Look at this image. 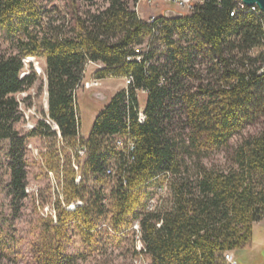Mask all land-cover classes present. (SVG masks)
<instances>
[{
  "label": "trees",
  "instance_id": "trees-1",
  "mask_svg": "<svg viewBox=\"0 0 264 264\" xmlns=\"http://www.w3.org/2000/svg\"><path fill=\"white\" fill-rule=\"evenodd\" d=\"M63 1L66 11L57 7L55 18L42 0H0V26L20 51L0 58V140L10 147L11 206L28 197L30 138L49 141L43 160L59 187L55 217L41 219L32 244L34 264H76L121 240L135 222L141 249L133 253L149 264H228L225 255L247 248L264 220L261 18L232 16L235 0H206L190 14L168 10L153 22L132 0ZM27 57L46 61L48 116L59 132L44 121L26 135L15 127L23 116L16 95L38 80L34 70L22 77ZM91 63L102 66L97 79L132 83L111 98L84 139L77 92ZM119 139L133 140L134 153L119 150ZM79 148L86 149L82 165ZM218 153L227 166L208 167ZM159 189L169 198L160 194L148 211ZM78 202L75 211L65 209ZM4 229L0 224L5 250L12 240ZM72 232L86 251L68 252Z\"/></svg>",
  "mask_w": 264,
  "mask_h": 264
},
{
  "label": "rangeland",
  "instance_id": "rangeland-1",
  "mask_svg": "<svg viewBox=\"0 0 264 264\" xmlns=\"http://www.w3.org/2000/svg\"><path fill=\"white\" fill-rule=\"evenodd\" d=\"M42 1L49 10L53 11L55 18H60L61 12L66 11V2L63 0ZM131 2L139 15L149 16L145 20L156 17L164 11H168L169 8L176 9L169 0H139L135 3L132 0ZM57 7L61 9V12ZM96 8L93 7L90 10H96ZM85 9H89V7ZM45 23H49L47 16L44 25ZM19 52L16 38H10L0 26V58L18 55ZM24 63L25 75L34 70L38 76L36 85L33 88L25 93L16 95L17 100L22 104L20 108L23 116L15 127L21 134L26 135L33 131L40 121L45 122L47 120L48 110L45 59L27 57L24 59ZM101 67L100 64L92 63L87 66L84 79L77 92L81 116L80 135L84 139L90 136L100 111L105 108L111 98L119 91L127 88L126 78L108 77L103 80L97 79L96 73ZM139 99L143 109L147 99L143 94L139 95ZM46 124L49 125L47 122ZM51 130L55 131L54 127H51ZM240 138V136L235 137L233 143L236 144ZM9 148L8 141L0 140V224L5 228V233H8L6 242L9 239L12 240L10 248L4 250L0 247V264H34L32 244L40 237L41 224L43 222L41 219L55 217L52 204L56 198L54 193L59 188L58 182L53 173L47 172L45 158L43 160V155L47 153L49 148V141L41 137L30 138L26 152L28 162V197L20 199L16 209H14L11 206V197L8 195V185L11 180L8 157ZM84 160H80V165L84 163ZM73 163L75 169L79 171L78 163L74 159ZM205 163L208 167L220 166L225 168L228 162L225 153H218L206 160ZM80 181L81 177H78L77 182L80 183ZM151 191H155V189L151 188ZM159 198L160 194L158 193L154 195L152 200L157 202ZM168 198L169 194L165 191L164 200ZM77 208V204L65 207L71 212ZM137 224L135 222L131 232H127L121 240L119 237V240L114 244L91 253L86 259L78 260L76 264H149L147 259L136 258L133 253L134 247L138 252L141 249V244H139L140 241L138 240L139 232L136 229ZM103 226L106 225L101 224V228ZM253 233V240L247 248L232 253L234 255L233 260L237 264H264V220L254 225ZM71 237L72 243L68 246L69 253L76 254L86 251L81 242L82 239L77 233H73ZM88 253L90 254V252Z\"/></svg>",
  "mask_w": 264,
  "mask_h": 264
},
{
  "label": "built area",
  "instance_id": "built-area-1",
  "mask_svg": "<svg viewBox=\"0 0 264 264\" xmlns=\"http://www.w3.org/2000/svg\"><path fill=\"white\" fill-rule=\"evenodd\" d=\"M169 2L172 3L176 7L175 10L177 12H180L182 14H190V13L194 12L197 5L204 4L206 2V0H169ZM235 2L237 3V7H236V9H234V11L231 13V15L234 16L237 13H244V14L253 13L257 17L261 18L262 25H263V31H264V13L261 11V9L258 6L257 5L247 6L246 4H244L243 0H235ZM154 19H155V17H152L151 19H149V22H153ZM263 52H264V48H263ZM260 72L261 73L264 72V67L261 69ZM23 76H25V73L22 74V77ZM126 80H127V82H126L127 86H129L132 83V79L126 78ZM46 95H47V110H48V91L46 92ZM140 121L141 122L144 121L143 113L140 114ZM45 122H47L49 125H51V127H54L55 131L59 132L58 125L56 123H54L49 118L48 111H47V120H45ZM117 148L119 150H122L123 152H125V154L127 156H130L132 153H134L136 146H135V142L131 139L130 140L119 139L117 141ZM77 153H78L79 157L81 159H83L86 156V149L85 148H79L77 150ZM74 160H75V158H74ZM107 174L113 175L114 170L112 168H109L107 171ZM163 193H164V191L162 189H159V194H163ZM82 205H83L82 202L77 203V207L82 206ZM157 206H158V200H157V202L155 200H151L148 204L147 210L153 211L156 209ZM136 229L138 230L139 235H140L139 223L136 225ZM138 239H139V237H138ZM233 256L234 255L232 253H227L225 255V260L227 261L228 264H237L236 262H234Z\"/></svg>",
  "mask_w": 264,
  "mask_h": 264
},
{
  "label": "water",
  "instance_id": "water-1",
  "mask_svg": "<svg viewBox=\"0 0 264 264\" xmlns=\"http://www.w3.org/2000/svg\"><path fill=\"white\" fill-rule=\"evenodd\" d=\"M244 4L247 6L257 5L261 11L264 13V0H243ZM174 11L169 10L166 14L173 13Z\"/></svg>",
  "mask_w": 264,
  "mask_h": 264
},
{
  "label": "crops",
  "instance_id": "crops-1",
  "mask_svg": "<svg viewBox=\"0 0 264 264\" xmlns=\"http://www.w3.org/2000/svg\"><path fill=\"white\" fill-rule=\"evenodd\" d=\"M146 9V8H145ZM169 10H173V9H171V8H169ZM175 10V9H174ZM164 12H166V11H164ZM164 12L163 13H161L160 15H158V16H161V15H163L164 14ZM144 16V15H143ZM142 15H140V17L142 18V19H147V18H149V16L148 17H146V16H144L143 17ZM150 16H153V15H150ZM157 17V16H156Z\"/></svg>",
  "mask_w": 264,
  "mask_h": 264
}]
</instances>
